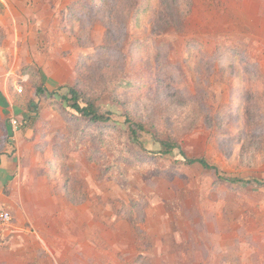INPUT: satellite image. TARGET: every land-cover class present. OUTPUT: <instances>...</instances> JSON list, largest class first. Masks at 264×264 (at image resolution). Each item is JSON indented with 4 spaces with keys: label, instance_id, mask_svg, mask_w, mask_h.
Segmentation results:
<instances>
[{
    "label": "rangeland",
    "instance_id": "obj_1",
    "mask_svg": "<svg viewBox=\"0 0 264 264\" xmlns=\"http://www.w3.org/2000/svg\"><path fill=\"white\" fill-rule=\"evenodd\" d=\"M0 3V156L16 154L13 177H39L28 209L8 210L0 264H264V188L179 165L154 138L264 182V95L252 87L264 0ZM69 87L110 122H74L60 101ZM125 116L145 127L142 147ZM21 130L28 160L11 149Z\"/></svg>",
    "mask_w": 264,
    "mask_h": 264
},
{
    "label": "trees",
    "instance_id": "obj_2",
    "mask_svg": "<svg viewBox=\"0 0 264 264\" xmlns=\"http://www.w3.org/2000/svg\"><path fill=\"white\" fill-rule=\"evenodd\" d=\"M3 9V5L0 3V11ZM141 7H138L135 11V14H138L140 12ZM143 12V11H141ZM25 70V69H24ZM29 70V69H28ZM27 70V72H28ZM26 71V70H25ZM24 71V72H25ZM256 77L258 75H255ZM257 85L258 83L254 84L252 87L257 91ZM19 93L21 91H18ZM36 96H42L43 90L38 87L35 90ZM50 94H54L53 92H50ZM60 101L65 104V109H69L71 113V118L74 120V122H78L79 124L85 126V127H103V125L110 122V116L109 114H102L96 107L95 103L92 101H86L82 100V97L79 92H77L74 88H67L66 96L61 97ZM70 115V113H67ZM124 124L126 126L127 131V137L130 139L131 142L136 144L137 146L142 147V143L140 141V133L146 132L145 127L135 121L130 116H125ZM22 126V125H21ZM20 128V125H19ZM155 141L159 145V150L157 152L160 156H169L174 151H177L178 154L183 158V160L177 164L191 167L194 165L200 166L204 170L213 171L216 180L217 181H224L229 184H243L245 186H256L258 188H264V182L258 181V180H237V179H229L227 177H224L219 169L211 165L207 162L204 158H188L182 151V147L180 144H178L175 141L171 140H160L154 135ZM136 230V229H135ZM137 260L146 261L145 258L142 256H139ZM136 260V261H137ZM137 261V262H138ZM134 264V263H133ZM137 264V263H136Z\"/></svg>",
    "mask_w": 264,
    "mask_h": 264
},
{
    "label": "crops",
    "instance_id": "obj_3",
    "mask_svg": "<svg viewBox=\"0 0 264 264\" xmlns=\"http://www.w3.org/2000/svg\"><path fill=\"white\" fill-rule=\"evenodd\" d=\"M258 79L260 80L257 85V91L262 92L264 95V73L261 69V74L258 75ZM29 130H25V132L19 131L18 134L14 133V137L11 139L12 147L11 149L17 148V153L21 154V156H25V159L28 160V157L33 154V149L30 147L34 146L32 143L27 141L28 137H30ZM20 150V151H19ZM16 154L10 155L6 154L0 156V209L2 210H13L16 212L17 209H28L26 208V204L23 202L22 195L32 194L33 198L38 195V192L35 189L36 181L39 180L38 176H34L32 174H17V176L13 177L16 173L17 165ZM31 172L32 169H31ZM35 174V173H34ZM36 175V174H35ZM16 179L21 182V185L18 189L15 190V184L17 183ZM6 187V190H5ZM4 192H7L6 195H3ZM17 195L18 200L20 201L19 207L17 204ZM38 199V198H36ZM34 199L32 202L34 204H38L39 201ZM36 207L35 211V219H46L47 215L44 214L42 207H38V205L31 206V210ZM31 218V216H29ZM46 221V220H45ZM7 234V231L4 233ZM49 259L46 257L42 261L47 262Z\"/></svg>",
    "mask_w": 264,
    "mask_h": 264
},
{
    "label": "built area",
    "instance_id": "obj_4",
    "mask_svg": "<svg viewBox=\"0 0 264 264\" xmlns=\"http://www.w3.org/2000/svg\"><path fill=\"white\" fill-rule=\"evenodd\" d=\"M9 123L14 132L19 129V123L14 118L10 119ZM11 220H12V217H11L10 212L7 210L0 209V247L2 246L3 241L5 239L4 230L10 224Z\"/></svg>",
    "mask_w": 264,
    "mask_h": 264
}]
</instances>
